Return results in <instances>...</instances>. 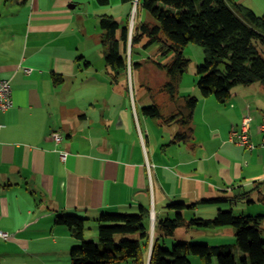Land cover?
Masks as SVG:
<instances>
[{"label": "crops", "instance_id": "obj_1", "mask_svg": "<svg viewBox=\"0 0 264 264\" xmlns=\"http://www.w3.org/2000/svg\"><path fill=\"white\" fill-rule=\"evenodd\" d=\"M88 1L0 0V80L10 81L13 101L0 111V231L11 235L0 239V264H71V251L81 241L55 224L58 216H77L86 225L102 214H136L143 206L150 210L153 243L156 223L170 218L168 206L175 202L197 204L191 210L195 217L208 219L216 207L206 209L203 201L224 192L234 198L264 182L262 86L236 87L225 104L193 93L200 97L198 106L202 101L192 122L193 141L172 144L178 126L142 113L153 102L165 115L175 109L164 94L152 99L145 92L146 87L157 91L165 72L155 67L161 73L155 86L139 74L142 69L135 79L129 69V92L114 84L100 43V17L109 11L97 4L96 23L88 27L90 14L80 8ZM94 51L97 61H91ZM182 83L180 95L187 96ZM247 115L256 145L249 154L230 141V132L239 130ZM156 128L169 135L168 143L156 138ZM53 132L62 135L60 143ZM152 139L158 142L154 148ZM207 143L213 147L207 150ZM61 153L68 154L66 160ZM238 201L225 203L232 209ZM259 209L257 214H264ZM211 233L181 229L174 237L188 242L202 236L208 245L235 240L232 228ZM92 238L97 241L98 234ZM193 264L206 262L198 258Z\"/></svg>", "mask_w": 264, "mask_h": 264}, {"label": "trees", "instance_id": "obj_2", "mask_svg": "<svg viewBox=\"0 0 264 264\" xmlns=\"http://www.w3.org/2000/svg\"><path fill=\"white\" fill-rule=\"evenodd\" d=\"M96 1L100 7L110 4V0ZM136 1V25L132 35L130 14L123 25L112 15H101L103 56L114 84L122 83L128 92L129 69L139 71L145 65V61L134 62L138 46L147 50L158 45L162 57H171L169 62L157 64L165 72L166 81L157 91L146 87L145 92L152 99L154 93L164 94L175 109L165 115L161 106L153 102L142 107V113L160 124L178 126L172 144L193 141L192 122L199 101L195 96L180 95L183 76L191 62L184 57L183 51L190 43L202 47L206 55L204 64L197 68V85L202 97L214 96L219 103L225 104L236 87L260 84L264 92V15L259 16L234 0H122L130 3L131 9ZM140 11H145L150 20L140 22ZM263 186L264 182H256L247 193L233 198L224 192L202 203L242 199L264 205ZM254 195L256 200L252 198ZM196 205L168 206L175 212V218L156 223L153 243L150 210L143 206L136 214H102L97 220V243L84 241L86 220L83 218L62 215L56 217L55 224L69 228L72 236L83 242L72 249L71 264H191V257L200 258L206 264L213 260L217 264H264V215H235L233 209H219L215 218L187 219L185 211L195 209ZM225 227L234 230V245H192L184 241L177 242L171 249L163 247L165 240L181 229Z\"/></svg>", "mask_w": 264, "mask_h": 264}, {"label": "rangeland", "instance_id": "obj_3", "mask_svg": "<svg viewBox=\"0 0 264 264\" xmlns=\"http://www.w3.org/2000/svg\"><path fill=\"white\" fill-rule=\"evenodd\" d=\"M234 1L238 4H241L245 7H247L248 9H251L250 7H253V9L255 11H257V13H258L257 15H259V16L264 15V0H234ZM91 5H93L95 7H92ZM80 8H83V10L88 11V13L90 14L89 18H86L88 20V24H89L88 27L89 26L94 27L96 21L93 17V13H95L93 11V8H96V9L100 8L97 5V1L96 0H92V2L88 1V2L80 5ZM103 8H106L109 11L108 15H113L115 17V19L117 21H119V23H121L122 25L125 23L127 16L129 14H131L132 19L130 21L129 29H130V35H132V32L134 31V28L136 25L137 5H134L133 9H131L130 3H123L122 0H110V4L107 7H103ZM251 11H252V9H251ZM260 13H262V14H260ZM138 19L141 22V21L150 20V17L145 11H140ZM130 50L131 49L129 48V60H131V51ZM183 55L185 58L189 59L191 62H190V66H189L187 72L184 73V76H183L184 80L182 83L181 91L185 95H189V94L193 95V93H194V95H197V94L201 95L200 89L197 85L198 80H199V76L197 74V68L199 66L203 65L205 62L206 55H205L204 49L202 47L196 45V44L190 43L184 49ZM99 58H100L99 53L94 51L92 58H91V61L92 60L97 61V59H99ZM133 59H134V62L145 61V65L142 68V70L139 72V74L141 76H145L146 79L148 81H150L153 86H155V85L159 84V82L161 81V79H160L161 73L157 69H155V67L158 68L157 67L158 63L169 62L171 57H168V58L162 57L159 54V46L158 45H153L152 47H150L147 50L143 49L142 46L140 45L135 49ZM97 65H98V63H97ZM136 75H138V71H134V79L136 78ZM147 98L149 99V96ZM199 98L200 97H198V99ZM211 99L216 100L214 96H211ZM201 104H202V101H200V104L198 106V110H200ZM148 105H150V104H148ZM140 116H142V115H140ZM198 121L201 123V117H198ZM202 125H204V124H202ZM155 130H157L156 131V135H157L156 138L159 139L162 142V144L169 142L170 137L168 134H165L164 130H160L158 128H156ZM234 130H237V129H234ZM204 133H206V135H207L208 128H207V130H205ZM196 141H198V138L196 139ZM156 143H158V142L155 139H152V144L150 145V147L151 148L156 147ZM207 144H208L207 150L211 149V147H213V145L211 143H207ZM253 144L255 145L254 142H253ZM242 150H243V152L248 153V154L251 152L249 149H247L244 146H242ZM236 157L237 156L233 157L232 160L235 161L237 159ZM199 158L202 159V156H199ZM201 164H203V162H201ZM200 171H202V169H200ZM209 171L212 172L213 174L216 173L215 170L212 169V167L209 169ZM177 203H181V202H175L174 204H177ZM187 203L190 205L191 202H187ZM246 204H247L246 201H238L237 205L234 204L232 206V209L234 210V214L235 215H250V216L264 215V214H257V213H259L258 211H260L259 208L264 209V207H262L258 204H255L251 207H247ZM202 206L206 209L216 207V212H214V214H213V216H211V218H215L217 216V210L218 209H222V210L231 209V206H229V204H226V203L202 204ZM247 208H250L249 210L254 211V212H249L252 214H247V212H246ZM175 215L176 214L173 211L170 218L171 219L175 218ZM201 215H203V213H201ZM185 217L187 219H190V218L195 217V214L190 209V210L185 211ZM199 217H201V216H199ZM211 218H208V219H211ZM213 230L214 229H208V230H203V231L207 232L208 236L211 237L212 235H210V234H212L211 232H213ZM97 234H98V232H97V223L96 222H91V223H88L85 225V235H86V239H87V240H85L86 242H97L98 240L94 241L93 240L94 238H92L93 235H97ZM194 235H195V233H193V232L189 233V236H194ZM197 237L198 238H196L194 240H189L188 242H190V244H192V245L206 244V240H203L202 236H197ZM175 238H177V237L167 238L165 240V243L163 244V247L166 249H171L172 246L177 243V241H175ZM151 239H152V237H151ZM1 240H3V239H1ZM82 243L83 242L80 243V246L82 245ZM235 243H236V240H234L230 243L222 242L219 244H210V245H234ZM194 260H198V258L191 257L192 264L194 263Z\"/></svg>", "mask_w": 264, "mask_h": 264}, {"label": "built area", "instance_id": "obj_4", "mask_svg": "<svg viewBox=\"0 0 264 264\" xmlns=\"http://www.w3.org/2000/svg\"><path fill=\"white\" fill-rule=\"evenodd\" d=\"M26 73H30V69H25ZM13 101H12V88L10 81L8 80H0V111L5 112L9 108L12 107ZM250 130H251V117L249 115L245 116L241 122L240 129L238 130H232L230 134V141L234 142L235 144H238L240 146H244L249 150L255 149V145L253 144L251 137H250ZM260 133L264 135V116L263 121L259 127ZM52 138L55 140V142L58 144L62 141V135L58 132L52 133ZM66 153H61V158L63 160H66L67 158ZM11 238V235L0 231V239L8 240Z\"/></svg>", "mask_w": 264, "mask_h": 264}, {"label": "water", "instance_id": "obj_5", "mask_svg": "<svg viewBox=\"0 0 264 264\" xmlns=\"http://www.w3.org/2000/svg\"><path fill=\"white\" fill-rule=\"evenodd\" d=\"M135 5H137V1H136Z\"/></svg>", "mask_w": 264, "mask_h": 264}, {"label": "bare ground", "instance_id": "obj_6", "mask_svg": "<svg viewBox=\"0 0 264 264\" xmlns=\"http://www.w3.org/2000/svg\"><path fill=\"white\" fill-rule=\"evenodd\" d=\"M264 145V144H263Z\"/></svg>", "mask_w": 264, "mask_h": 264}]
</instances>
